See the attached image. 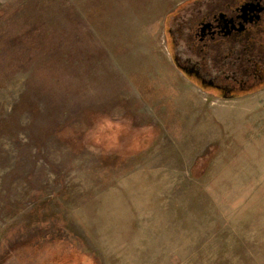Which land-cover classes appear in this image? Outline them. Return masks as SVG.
Returning <instances> with one entry per match:
<instances>
[{
  "label": "rangeland",
  "instance_id": "rangeland-1",
  "mask_svg": "<svg viewBox=\"0 0 264 264\" xmlns=\"http://www.w3.org/2000/svg\"><path fill=\"white\" fill-rule=\"evenodd\" d=\"M187 1L0 0V264H264V88L178 70Z\"/></svg>",
  "mask_w": 264,
  "mask_h": 264
},
{
  "label": "flooded vegetation",
  "instance_id": "flooded-vegetation-1",
  "mask_svg": "<svg viewBox=\"0 0 264 264\" xmlns=\"http://www.w3.org/2000/svg\"><path fill=\"white\" fill-rule=\"evenodd\" d=\"M165 30L175 66L199 90L234 99L264 88V0H190Z\"/></svg>",
  "mask_w": 264,
  "mask_h": 264
},
{
  "label": "trees",
  "instance_id": "trees-1",
  "mask_svg": "<svg viewBox=\"0 0 264 264\" xmlns=\"http://www.w3.org/2000/svg\"><path fill=\"white\" fill-rule=\"evenodd\" d=\"M146 135H147V134H146ZM146 135H145V136H146ZM149 136H150V134H149ZM147 140H148V139H147ZM66 264H69V263H66ZM88 264H91V263H88Z\"/></svg>",
  "mask_w": 264,
  "mask_h": 264
}]
</instances>
